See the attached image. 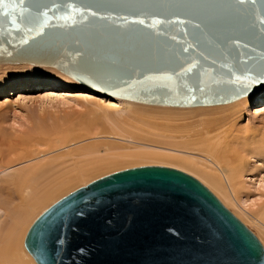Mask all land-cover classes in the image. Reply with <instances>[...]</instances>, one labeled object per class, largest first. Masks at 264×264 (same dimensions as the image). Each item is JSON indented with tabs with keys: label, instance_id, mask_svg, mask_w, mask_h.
<instances>
[{
	"label": "water",
	"instance_id": "water-1",
	"mask_svg": "<svg viewBox=\"0 0 264 264\" xmlns=\"http://www.w3.org/2000/svg\"><path fill=\"white\" fill-rule=\"evenodd\" d=\"M0 64L56 68L100 94L199 107L264 89V0H4ZM36 264H264L258 238L166 166L76 189L30 226Z\"/></svg>",
	"mask_w": 264,
	"mask_h": 264
},
{
	"label": "rangeland",
	"instance_id": "rangeland-1",
	"mask_svg": "<svg viewBox=\"0 0 264 264\" xmlns=\"http://www.w3.org/2000/svg\"><path fill=\"white\" fill-rule=\"evenodd\" d=\"M260 92L261 94L257 95L256 93L255 95L257 96L248 100V102L245 103L246 105H242V107L239 109L240 121L238 122L239 133L237 134L241 139H243L241 141L239 140L238 144H241L240 147L245 149V154L247 153V162L244 165L245 187L241 190L243 193L240 194V198L243 202H246V206L248 207H245L246 210H243V206L240 207L235 202L224 200L223 197L213 187L209 186L206 180L201 181V178L204 176L201 174L199 169H196L195 167L192 169L193 166L191 167V164L181 162V160H176V158L174 159L169 157L172 155H168L170 153L167 152H161L163 154L162 155L159 151H157L159 152V154L157 153L159 156L157 154H154V156L151 154V156H149L147 151L151 150L152 148L145 149L146 147L144 146L147 144L150 145V147L160 146L165 148V146L170 145L171 148L169 146L166 148H177V145H180L183 140H186L185 137H187V133H189L191 130L190 127L192 125H190V123L192 121H200L207 119L208 117L210 118L214 115L217 116V108L227 106L228 104L223 106L201 107L199 109L153 106L145 104L140 105L135 102L107 97L105 95L96 93L76 83L54 68L37 67L31 65H0V161L1 159L9 160L12 156L13 160L11 159V161L20 162L24 157V153L29 157L30 151L33 149H36L39 152L48 151L50 147L54 146V141L57 139L56 133L55 135L53 133L54 131L58 132L57 135L68 133V135H73L74 137L76 134L83 136L85 134L82 132L84 129H90L91 131H94L95 128L98 129V131H105L106 134L104 135L106 138L113 136L115 138L114 140H117L113 141L112 138H109L110 140L104 139L99 141L100 143H106L107 145H105L110 147L112 153L109 151L108 153L110 154H107V156L118 153H127L131 155L134 154L133 156L127 155L128 157L126 158H118L119 160L114 158L113 160H117L118 162L114 164V161L110 164L111 166L107 165V167L105 166L106 168L103 167L98 171H94V173L81 175L83 176L82 178L80 176V178H78L77 176L78 179L75 178L71 181V183H69L70 185L68 184L67 186H64L63 189L55 193V197H53V195V198L50 197V200L48 199L42 203L43 205H40L42 207L38 206L36 209H34L35 211L33 210L30 213L31 215L28 216L24 224L21 226L22 229L19 231L20 233H18V237L15 241L16 247L18 249H22L25 254L29 255L26 252L23 243L25 235L32 223L43 211L72 191L114 172L133 167L158 165L171 168L177 167L176 169L179 168L178 170L183 172L188 171L185 173L196 178L207 189H209L235 217H237L251 232L254 233L264 248V230L258 227L256 221H254L257 214H253L256 213L255 208L258 209L257 206H261L258 204H262L264 201V199L263 201H258V203L256 201L257 199L260 200L261 197L264 198V193L262 191L260 192V188H258L259 180L264 178V89ZM49 97L55 98L49 99ZM60 98H65L72 102H69L68 105H64V107H70V109H65V112H59V114L57 112L59 108L54 105L55 103L57 105V102H61H59V100H61ZM57 99L58 101H56ZM107 103H114L115 105L109 104L113 107L112 109H109L107 108ZM75 104L82 107H79V109H73ZM97 104L100 106H97ZM51 106L56 107L58 110H52V108H50ZM89 112H92V115L89 114ZM64 118L66 123L64 122ZM104 118L112 121V124L117 126V128L122 130L127 136L136 139V145L135 143H132L133 141L130 140L131 138L126 139L125 137L120 136L122 133L119 134V130L114 126H111L112 124L107 122ZM39 119H41V121ZM42 119H44L45 124H49L50 122V125H45L42 123L44 122ZM25 120L28 122V124ZM28 120L31 122L33 121V124ZM165 120L167 122H165ZM19 122H21L19 124L21 127L18 126ZM22 123L26 125L23 126L24 124L21 125ZM64 123L65 126L63 125ZM174 123L176 124L174 125ZM184 123L188 125L184 126ZM15 124H17V126ZM187 128L188 131H186ZM59 131H62V133ZM69 132H71V134ZM41 133L44 134V136L40 135ZM181 133H186V135H182ZM45 134L48 135L45 136ZM52 134L54 136H51ZM119 137L123 138L124 141L121 139L119 140ZM50 141H52V143ZM140 143L144 145H140ZM242 146H245L246 148ZM180 147L177 149L188 153L187 155L189 157H193L195 160H199L201 163L205 162L203 160V157L205 156L203 153L204 151H201L195 146L183 148L181 145ZM22 150L25 151L23 152ZM154 151L156 152V150ZM51 155L52 154H50V156ZM13 157L16 158V160ZM198 170L202 176L198 173ZM56 197L58 198L55 199ZM254 204L256 205L254 206ZM250 205L252 208H250ZM247 208L248 210L249 208L251 210L248 212Z\"/></svg>",
	"mask_w": 264,
	"mask_h": 264
},
{
	"label": "bare ground",
	"instance_id": "bare-ground-1",
	"mask_svg": "<svg viewBox=\"0 0 264 264\" xmlns=\"http://www.w3.org/2000/svg\"><path fill=\"white\" fill-rule=\"evenodd\" d=\"M0 65H15V64H0ZM17 65H30V64H17ZM31 66H34V65H31ZM37 67H48V66H37ZM49 68H53V67H49ZM54 69L57 70L56 68H54ZM94 92H96V91H94ZM96 93H98V92H96ZM255 94L256 93L245 96L243 98H240V99L234 101L233 103L232 102L230 104L228 103L227 106L217 108V112H218V113L216 112V114H218L217 116L211 115L212 117H210V118L206 117L207 119H204V120L194 121V122L192 121L190 123V125H192L190 127L191 130L189 129L190 132L187 133V135H186V133H183V134L181 133L182 135L185 134L187 137H185L186 140H183V142H181V144L178 143L180 145H177V146L180 147L182 145L183 148L195 146V147L199 148L201 151H204L203 152L205 155L203 157V160L205 161L204 163L203 162L201 163L199 160H195L193 157L192 158L189 157L187 155L188 153L178 150L177 149L178 147L170 149L171 148L170 145H168L170 148H166L168 146H165V148L160 147V146H153V147L151 146L150 147V145H147V144L144 145L141 143H140V145H144L146 147L145 149L152 148L151 150L147 151V153H149V156H151V154H153V156H154V154H157V153L159 154V152H160V154H162L161 152H167V153H170L168 155H172L169 157H172L174 159L176 158V160L179 159V161L181 160V162H186V163L191 164L190 166L191 167L193 166L192 169L194 167L196 169H199L201 171V174L204 176L203 178H201L202 179L201 181L206 180V182H208L209 186L213 187L223 197L224 200L230 201V202H235L240 207L243 206L244 207V208H242L243 210L244 209L246 210L245 207H248V206H246V202L242 201V199L240 198V194L243 193V191H241V190L244 189V187H245V182H244L245 181V175H244L245 174L244 173L245 166L244 165L247 162V159H246L247 153L245 154V149L244 148L242 149L240 147L241 144L240 145L238 144V141L239 140L241 141L243 138L241 139L237 133H239V128H238V124H239L238 122L240 121L239 109H240V107H242V105H244L246 102H248V100L257 96L258 94H261V92L260 93L257 92V95H255ZM101 95H103V94H101ZM107 97H110V96H107ZM54 98L49 97V99H54ZM112 98H114V97H112ZM58 99L56 101H58ZM60 99L61 100H59V102L60 101L61 102L60 103L57 102V105H56V103L54 105V106H57V108H59V110L56 109V107H54V106L50 107L54 111L58 110L57 111L58 113L59 112L62 113L63 111L65 112V109L66 110L70 109V107L66 108V106L64 107V105H66V104L68 105L69 102H72V101L67 100L65 98H63V99L60 98ZM117 99H119V98H117ZM121 100H124V99H121ZM126 101H128V100H126ZM131 102H133V101H131ZM135 103H137V102H135ZM109 104L115 105L114 103H112V104L109 103ZM109 104H108L107 108L112 109L113 107L110 106ZM138 104L143 105L142 103H138ZM60 105H61V107H60ZM145 105H147V104H145ZM223 105H225V104H222V106ZM97 106H100V105L97 104ZM153 106H156V105H153ZM214 106H220V105H214ZM79 107L81 108L82 106L75 104L73 109H79ZM168 107H171V106H168ZM201 107H211V106L177 107V108H197V109H199ZM114 110H115V108H114ZM91 113L89 112V114H91ZM95 114H97V113H95ZM44 118H45V116H44ZM104 119L107 122H109L110 124H112V121H110L106 118H104ZM22 120H23V118H22ZM22 120H21V122H22ZM39 120L41 121V119H39ZM42 120L44 121V119H42ZM28 121L31 122L30 120H28ZM67 121H68V119H67ZM21 122L18 123V126H20L19 124ZM61 122H63V121H61ZM64 122H65V118H64ZM165 122H167V121L165 120ZM26 123L28 124L27 121H26ZM42 123L45 124V121ZM65 123L63 124L64 126H65ZM23 124L24 123H22L21 125H23ZM32 124H29V125H32ZM47 124L48 123H46L45 125H47ZM175 124L176 123H174V125ZM15 125L17 126V124H15ZM25 125L26 124H24L23 126H25ZM48 125H50V122ZM185 125H188V124L184 123V126ZM111 126H114V127H116V129H118L117 126H115L114 124H112ZM59 127H61V126H59ZM171 127H172V125H171ZM184 128H186V127H184ZM168 129H170V128H168ZM118 130H119L118 131L119 134L122 133L120 136H123L126 139L131 138L130 140L133 141V142L132 141L131 142L135 143V145H136V143H137L136 139H133L132 137L127 136L122 130H120V129H118ZM186 131H188V128ZM59 132L62 133V131H59ZM82 132L85 133L83 136H79L78 134H76L73 137V135H68V133H64V134L62 133L63 135L62 134L57 135L58 132L54 131L53 133H54V135L56 133L57 139H55V141H54V146L50 147L48 149V151L39 152L36 149H33V150L30 149L31 151H30L29 157L26 156L24 153V155H23L24 157L22 158V160L20 162L19 161H11L12 156L9 160L1 159V161H0V264H34L35 261L31 257V255L26 251L30 255V257H29V255L25 254L22 251V249H18L15 245V241L18 237V233H20L19 231H21V229H22L21 226L24 224V222L26 221L28 216L31 215L30 213L34 209H36L38 206H40L42 203H44L46 200H48V199L50 200V197H52L55 193H57L58 191L63 189L64 186H67L69 183H71V181L74 180L75 178L76 179H78L80 177L82 178L83 176H81V175H85V174L87 175L88 173H94V171H98L99 169H101L105 166L107 167V165L111 166L110 164L113 163L114 161H115L114 162V164H115L118 161L113 160L114 158H117V159L118 158H126V157H128L127 155H130V156L134 155V154L131 155V154H127V153L126 154H123V153L119 154L118 153V154H113V155L107 156V154H110V153H108L109 151H111L110 147L106 146L107 145L106 143H100L99 141L100 140L102 141L104 139H109V138H112L113 141H117V140H114L115 138L113 136L106 138L104 135V134H106V132L101 131V130L98 131V129H96V128L94 131H91L90 129H86V130L84 129V131H82ZM44 133H46V132H44ZM69 133L71 134V132H69ZM119 134H117V135H119ZM40 135L44 136V134H42V133ZM47 135L45 134V136H47ZM54 135L52 134L51 136H54ZM83 137H86V138H83ZM120 139L123 140V138L119 137V140ZM174 140H176V139H174ZM61 141H62V143H61ZM168 141H170V140H168ZM50 142L52 143V141H50ZM165 142H167V141H165ZM37 143H39V142H37ZM242 147H245V146H242ZM47 148H48V145H47ZM137 150H139V149H137ZM154 150H156V152ZM22 151L24 152L25 150H22ZM157 151H159V152H157ZM57 153H59V154H57ZM111 153H112V151H111ZM138 153H140V152H138ZM50 154H52V155L50 156ZM141 155H143V154H141ZM16 157H18V156H16ZM187 157H189V158H187ZM143 158H145V157H143ZM14 159L16 160V158H14ZM199 170H198V173L200 174ZM185 172H188V171H185ZM77 176H78V178H77ZM65 188H67V187H65ZM258 188H260V192L262 191L264 193V178L263 179L261 178V180H259ZM257 191L259 192L258 189H257ZM53 197H55V195ZM57 198L58 197H56L55 199H57ZM259 198H260V195H259ZM263 199L264 198L261 197L260 200L257 199L256 201L258 203V201H261V200L263 201ZM50 203H52V202H50ZM48 204H49V202H48ZM255 205L256 204H254V206ZM258 205H261V206H257L258 209L255 208L256 213H253V214L254 215L257 214V216L255 217V219L254 218L253 219H254V221H256V224L258 225V227H260L261 229L264 230V201L262 202V204L259 203ZM40 207H42V206H40ZM250 208H252L251 205H250ZM250 208H249V210H251ZM247 210H248V208H247ZM249 210H248V212H249Z\"/></svg>",
	"mask_w": 264,
	"mask_h": 264
},
{
	"label": "snow or ice",
	"instance_id": "snow-or-ice-1",
	"mask_svg": "<svg viewBox=\"0 0 264 264\" xmlns=\"http://www.w3.org/2000/svg\"><path fill=\"white\" fill-rule=\"evenodd\" d=\"M4 4V0H0V5H3Z\"/></svg>",
	"mask_w": 264,
	"mask_h": 264
}]
</instances>
